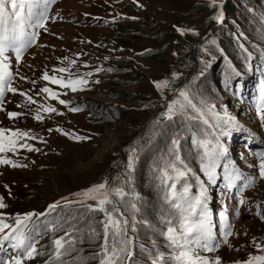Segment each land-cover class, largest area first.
I'll use <instances>...</instances> for the list:
<instances>
[{
	"label": "rangeland",
	"instance_id": "obj_1",
	"mask_svg": "<svg viewBox=\"0 0 264 264\" xmlns=\"http://www.w3.org/2000/svg\"><path fill=\"white\" fill-rule=\"evenodd\" d=\"M220 15L222 21L216 18ZM53 17L58 23L41 32V44L48 43L49 47L37 46L22 63L12 67L16 76L14 88L36 103L11 93L2 106L5 111L0 112V128L20 130L34 137L20 139L15 153H0L14 163L27 165H0V197L7 205L0 215L12 223L11 218L17 214L42 213L51 204L61 205L48 218L58 213L64 230L49 231L36 247L42 241L49 244L65 236V230L71 231L66 239L72 238V232L86 216L96 213L87 210L96 201L83 200L77 194L104 182L110 187L119 166L127 169L133 149L139 157L134 171L136 180L144 178L146 188H155L150 184L154 181L145 178L148 172L143 169L148 164L152 171L155 167L164 169L165 160H171V140L178 134L182 137L181 157L192 173L204 181L207 199L219 180L209 184L200 172L197 152L203 150L191 143L193 131H206L208 135L201 134V138L213 143L215 135L227 133L220 137L227 149L226 157L236 158L245 170L259 177L260 162L250 160L235 133L238 128H247L264 140V111L252 115L249 107L237 101L234 84L264 66V0H62L55 6ZM178 29L184 30L183 34ZM60 68L69 71H54ZM45 73L50 77L64 76L65 82L70 75L83 77L88 83L83 90L72 92L45 81ZM85 73L92 75L84 76ZM164 82L167 87H156ZM44 87L55 91L58 99L42 92ZM181 90L188 91L198 104L203 101L208 107L215 106L208 118L216 128L193 126L179 116L167 119V105L182 100ZM60 99L67 101L68 106L61 105ZM44 107H54L63 115L45 112ZM69 108L81 110L73 113ZM8 112L23 116L9 119ZM37 115L41 120L35 119ZM62 133L89 139L77 142ZM21 144L34 150L19 147ZM169 172L174 175L170 169ZM192 173L188 177L190 194L199 196L201 185L191 178ZM163 195L164 192L157 193L160 202H155L158 214L154 215L159 223L156 234L148 237L147 250L153 254L162 252L167 264H177L171 259L176 253L163 235L167 224L162 218L171 216ZM245 196L252 214L241 211L236 235L210 257L197 251L195 255L211 264L217 257L221 264H247L250 257L264 255V219L260 217H264V179L259 177L257 186ZM65 198L83 203L65 205ZM7 210L15 211L9 214ZM103 219L97 220L101 230ZM172 223L176 225L177 220L173 218ZM102 239L84 251L89 257L87 264H99L98 257H90L100 251ZM145 252L144 262L135 264H151L149 252ZM23 264L33 261L24 260Z\"/></svg>",
	"mask_w": 264,
	"mask_h": 264
},
{
	"label": "snow or ice",
	"instance_id": "obj_2",
	"mask_svg": "<svg viewBox=\"0 0 264 264\" xmlns=\"http://www.w3.org/2000/svg\"><path fill=\"white\" fill-rule=\"evenodd\" d=\"M55 2L56 0H0V104H2L5 91L12 92L13 94L18 93L21 96L27 97L25 92H20L18 89L12 87L13 75L9 71V64L6 63L9 59L6 53H13L15 60L20 62L23 53L37 43L40 35L39 30L48 31L46 25L49 20L50 6ZM216 18L220 21L223 20L222 15ZM178 31L183 34L184 30L178 29ZM70 64L74 65L75 61H71ZM84 66L87 67V65ZM210 66V64H206V67ZM54 71L64 73L68 72L69 69L60 68L54 69ZM90 75L92 73L84 74V76ZM173 75L175 76V74ZM200 76H205V72L202 71ZM42 78L45 81L59 84L61 87L69 88L72 92L83 90V86L88 83L83 77L73 78L72 75L69 76L66 82L63 77H50L47 73ZM21 79L25 78L21 77ZM95 83H99V81H95ZM162 86L167 87V83L164 82L163 85H156L158 89ZM41 91L49 94L53 99H58V94L47 87L42 88ZM179 96L182 97V100H173L167 105V110L164 114L167 119L172 120L174 117L179 116L193 126L203 124L207 128L217 127L208 118L209 113L215 107L214 105L208 107L203 101L200 104L194 102L195 97L185 90H181ZM27 102L36 103L31 97H27ZM59 103L65 107L68 106V102L65 100L60 99ZM0 110H3V108L0 107ZM43 110L63 115V113L57 112V109L54 107H44ZM80 110L79 108H69V111L73 113ZM260 111H264V108H259L258 112ZM7 115L9 119H13L22 114L8 112ZM215 115L218 116L219 114ZM35 119L41 120V117L37 115ZM62 134L68 135L70 139H74L77 142L89 139L88 137L72 136L68 133ZM201 134L204 137L208 135L206 131L200 130L193 131L190 137L193 146L203 150L202 152H197L200 160V172L207 177V183L215 184L217 181L216 170L223 168L226 173L225 178L228 180V185L226 186H234L233 181L240 179V176L238 173L232 174L235 173L234 168L232 169V173L228 171L229 165L226 162L227 149L220 142L221 135H227V133L221 131L219 135H215V143L212 140L201 138ZM25 138L34 137H29V133L20 130L12 131L0 128V153H15L18 141ZM181 139L182 137L179 134L172 138L171 146L168 149V155L171 156V160H165V167L158 177L164 185L163 200L171 210L170 217L162 218V222L167 224V229L163 232V235L168 241L169 247L176 253L171 259L175 260L177 264H208V261L195 255L197 248H202L209 252L214 250L211 245L213 234L206 208L207 198L205 196L204 181L200 179V176L192 173L188 164L181 157ZM209 145H212L211 148ZM19 147L26 148L28 151L34 150L28 144H21ZM138 159L139 157L135 149H133L129 154L127 164L126 175L129 185L133 183L131 173L135 171ZM0 165H10L13 168L27 167V165L14 163L3 156H0ZM169 169L174 175L170 174ZM258 170L259 177L264 179V154H261ZM190 173H192L191 178L201 185L199 196H192L190 194L192 187L188 182ZM181 181L183 183H180ZM178 183H180L179 189L177 188ZM252 183L254 181L249 180L245 184V187L250 186ZM77 195L82 196L83 200L96 201L95 206H87L89 212H100L104 215V219L100 221V224L103 226V239L100 244V251L90 258L96 259L98 257L99 264H135L134 248L138 237L129 233H138V224L145 227L150 226L147 219L142 216V197L139 194H134L129 200H125V197L129 194L125 192L123 185L109 187L107 182L95 185L85 190L82 194ZM113 196L124 205L123 211L117 206L116 201L110 198ZM83 200L69 201L65 198V205L83 203ZM3 201L4 198L0 197V209L7 207ZM241 203H244V201H241ZM107 205H111V209ZM59 207L61 205L57 202L49 205L48 209L42 213L17 214L11 218L12 223H8L6 217L0 215V252H7L11 248L15 252V255L11 257L12 264H23L24 260L44 255L36 247L39 239L49 231L64 230L58 213L55 217L48 218ZM129 211L131 213L130 219L125 215ZM137 214H141L139 219H137ZM257 214L259 215V213ZM173 218L177 220L176 225L172 223ZM261 219H264V217H261ZM70 235L65 230V236L55 238L52 241L53 252L50 254L47 264H69L68 261L63 260V257L80 251L75 247L76 241L74 239H66ZM100 235V232L93 229L90 239L95 240ZM228 235H231V233H228ZM81 242L83 241L81 240ZM153 243L155 246V242ZM140 247L143 249V245H140ZM143 250L149 252L151 264H167L164 253L157 251L153 254L147 249ZM74 260L78 264H87L86 258L82 256H77ZM0 264H9V261L0 258ZM214 264H221L220 258L217 257ZM247 264H264V255L250 257Z\"/></svg>",
	"mask_w": 264,
	"mask_h": 264
},
{
	"label": "trees",
	"instance_id": "obj_3",
	"mask_svg": "<svg viewBox=\"0 0 264 264\" xmlns=\"http://www.w3.org/2000/svg\"><path fill=\"white\" fill-rule=\"evenodd\" d=\"M232 10H235L234 7H232ZM252 74V72H251ZM242 81H248V76H244L243 78L240 77ZM145 164H148L145 162ZM146 169L142 167L143 172L147 171L148 175L145 176V178L152 179L154 182L150 181V184L152 183L153 187L146 188L145 187V180L140 179V181L136 180V177L134 175V172L131 173L133 183L129 185L127 183V169L126 167L121 169V166L118 168V172L115 173L112 177L113 181L110 185V187H118L123 185L124 190L129 195L125 197V200H129L134 194H139L140 197H142V216L147 219L149 222V227H145L143 225H137L139 231L138 233H129L130 235H136L138 237V240L136 241V246L134 248V260L135 263H141L144 262V256L145 251L143 249H148V245L150 243V240H148V237L154 232L155 229L158 226L159 220L158 217L155 216V212L158 214L157 209L154 207L155 202H160L159 198L157 197V193L164 192V185L161 183L160 179L158 177L161 175V172L163 169H159L155 167V171H152L151 165H145ZM140 167V166H139ZM154 172V174H152ZM150 173V174H149ZM152 175V176H150ZM135 179V180H134ZM142 180V181H141ZM170 183V182H169ZM149 184V185H150ZM112 200L116 201L117 206L121 208V211L124 210V205L121 204L116 197H111ZM140 203V202H137ZM156 203V204H157ZM109 209H111V205H107ZM4 209H0V212ZM9 214H14L15 210H7ZM126 216H131L130 211L125 213ZM141 214H137V219L140 218ZM261 217H263V214H260ZM104 217L103 213L96 212L94 214H89L86 216L85 220L81 222V224L78 226L77 230L72 232V238L76 241L75 247L79 249V252H73L69 256L63 257V260L68 261L69 264H78L77 261L74 260L77 256H82L84 258L89 259L86 253L84 251L87 248H93L96 244L100 243V239L103 237L102 233L103 230L99 229L97 227V220ZM95 229L96 231L100 232L101 235L96 238L95 240L90 239V236L92 234V230ZM71 234V231H69ZM99 239V240H98ZM81 240L83 242H81ZM140 245H143V249L140 247ZM37 249H39L41 252L44 253V255H38L34 259H31L33 261V264H47L49 261L50 254L53 252V243L47 244V241H42L41 245H38ZM148 256V255H147Z\"/></svg>",
	"mask_w": 264,
	"mask_h": 264
},
{
	"label": "bare ground",
	"instance_id": "obj_4",
	"mask_svg": "<svg viewBox=\"0 0 264 264\" xmlns=\"http://www.w3.org/2000/svg\"><path fill=\"white\" fill-rule=\"evenodd\" d=\"M55 8V7H54ZM54 8H53V10H54ZM6 101V100H5Z\"/></svg>",
	"mask_w": 264,
	"mask_h": 264
},
{
	"label": "water",
	"instance_id": "obj_5",
	"mask_svg": "<svg viewBox=\"0 0 264 264\" xmlns=\"http://www.w3.org/2000/svg\"><path fill=\"white\" fill-rule=\"evenodd\" d=\"M111 198V197H110Z\"/></svg>",
	"mask_w": 264,
	"mask_h": 264
}]
</instances>
